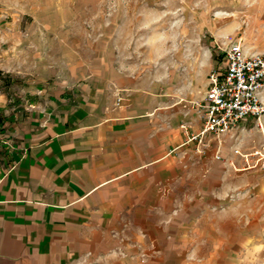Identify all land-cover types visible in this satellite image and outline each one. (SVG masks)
<instances>
[{
  "label": "crops",
  "instance_id": "crops-1",
  "mask_svg": "<svg viewBox=\"0 0 264 264\" xmlns=\"http://www.w3.org/2000/svg\"><path fill=\"white\" fill-rule=\"evenodd\" d=\"M251 41L234 42L264 53ZM90 49L4 123L0 264H264V116L203 134L204 78L182 87L177 66ZM189 57L203 76L210 62Z\"/></svg>",
  "mask_w": 264,
  "mask_h": 264
},
{
  "label": "rangeland",
  "instance_id": "rangeland-1",
  "mask_svg": "<svg viewBox=\"0 0 264 264\" xmlns=\"http://www.w3.org/2000/svg\"><path fill=\"white\" fill-rule=\"evenodd\" d=\"M261 15L264 0H0V135L38 78L52 67L67 71L104 40L116 43L135 70L169 73L177 66L182 87L197 89L204 78L207 90L230 43L264 35ZM183 53L210 62L203 76L194 61L190 68L180 61Z\"/></svg>",
  "mask_w": 264,
  "mask_h": 264
},
{
  "label": "built area",
  "instance_id": "built-area-1",
  "mask_svg": "<svg viewBox=\"0 0 264 264\" xmlns=\"http://www.w3.org/2000/svg\"><path fill=\"white\" fill-rule=\"evenodd\" d=\"M224 53V67L210 74L207 94L198 105L203 112V134L216 138L232 133L248 118L258 121L264 116V53L248 54L236 42ZM122 100L118 99L117 106Z\"/></svg>",
  "mask_w": 264,
  "mask_h": 264
},
{
  "label": "bare ground",
  "instance_id": "bare-ground-1",
  "mask_svg": "<svg viewBox=\"0 0 264 264\" xmlns=\"http://www.w3.org/2000/svg\"><path fill=\"white\" fill-rule=\"evenodd\" d=\"M263 124V123H262ZM264 128V127H263ZM263 134H264V132H263Z\"/></svg>",
  "mask_w": 264,
  "mask_h": 264
}]
</instances>
